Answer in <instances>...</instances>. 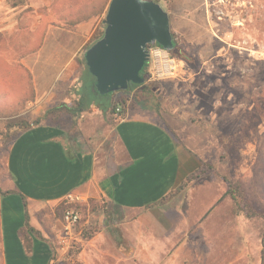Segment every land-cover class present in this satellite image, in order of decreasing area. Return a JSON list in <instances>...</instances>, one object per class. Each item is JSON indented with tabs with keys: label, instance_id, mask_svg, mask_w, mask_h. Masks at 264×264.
Instances as JSON below:
<instances>
[{
	"label": "rangeland",
	"instance_id": "1",
	"mask_svg": "<svg viewBox=\"0 0 264 264\" xmlns=\"http://www.w3.org/2000/svg\"><path fill=\"white\" fill-rule=\"evenodd\" d=\"M149 1L169 14L173 39L190 62L166 50L155 58L152 50L160 47L151 46L141 93L117 92L113 103L127 101L128 108L134 97L131 115L145 106L199 160L201 178L185 188L180 183L156 209L130 212L103 197L78 195V202L33 208L30 222L52 249L53 264H263L264 218L234 211L225 178L240 183L264 212V0ZM110 2L0 0V202L1 192L14 190L7 158L20 124L90 127L99 135L87 147H100V161L113 152L123 157L118 144L107 143L112 122L102 124L92 109L77 122L55 110L75 104L81 60L103 34ZM102 137L107 142L96 144ZM66 211L78 212L80 222L64 256L58 238L66 233ZM150 220L160 223L158 239L144 225Z\"/></svg>",
	"mask_w": 264,
	"mask_h": 264
},
{
	"label": "crops",
	"instance_id": "2",
	"mask_svg": "<svg viewBox=\"0 0 264 264\" xmlns=\"http://www.w3.org/2000/svg\"><path fill=\"white\" fill-rule=\"evenodd\" d=\"M142 88L130 93L138 95ZM133 98L121 120L115 114L92 110L94 115L103 117L102 124H114L111 143L102 137L96 144H118L123 153L121 159L113 152L104 162L100 161L96 152L100 147L95 151L87 147L99 134L83 125L66 128L41 123L16 136L7 158L14 190L0 202L2 264H53L48 242L26 230L25 202L30 205L31 214L33 208L40 210L70 195L97 196L120 210L143 212L163 206L159 203L200 167L199 160L180 148L145 106L140 104L139 112L130 114ZM79 118L73 119L77 122ZM144 225L158 239L156 230L160 223L150 220ZM167 237L164 236L166 242ZM159 239L162 242L163 238ZM144 251L149 255L151 249ZM145 260L150 259L146 256Z\"/></svg>",
	"mask_w": 264,
	"mask_h": 264
},
{
	"label": "water",
	"instance_id": "3",
	"mask_svg": "<svg viewBox=\"0 0 264 264\" xmlns=\"http://www.w3.org/2000/svg\"><path fill=\"white\" fill-rule=\"evenodd\" d=\"M104 31L86 50L84 58L101 95L126 91L142 84L141 73L150 60L149 48L175 47L169 14L149 0H111Z\"/></svg>",
	"mask_w": 264,
	"mask_h": 264
},
{
	"label": "trees",
	"instance_id": "4",
	"mask_svg": "<svg viewBox=\"0 0 264 264\" xmlns=\"http://www.w3.org/2000/svg\"><path fill=\"white\" fill-rule=\"evenodd\" d=\"M97 13H93L91 15H96ZM98 15V14H97ZM89 17H91L89 15ZM102 32L96 36V39L101 36ZM175 47L173 50L169 51L172 55H174L176 58L183 60L185 62H190L189 57L184 53L182 48L178 45V43L175 41ZM159 46V45H158ZM160 47V46H159ZM162 48V47H160ZM163 49V48H162ZM82 64L85 67V72L83 73V76L81 77V87L79 90L76 91V97L77 100L74 105L70 106L67 104H62L59 108H56V112H61L65 111L69 115H71L74 119L80 117L82 113L88 110H94V111H100L102 114H107V113H115L116 106H120V103L115 105L113 103V99L115 96V93H109L106 95H101L95 88L96 84V79L95 77L89 72V69L87 67L85 58H82ZM147 68H148V63L145 65L144 70L141 73L142 78H144V83L142 84H133L130 83L128 89L126 92H131L132 90L142 87L145 85L147 81ZM148 88L143 89V92H148ZM123 92V91H122ZM122 107L124 110L127 109V101H122L121 102ZM41 124V120L36 121L33 124H28V123H23L18 125L20 132L16 135L18 136L19 134L23 132L29 131L32 127L37 126ZM12 126L9 125L8 129H10ZM199 168L196 172L191 174L186 181L182 183V188L187 187L190 183L194 182V180L201 178V175L197 176L201 171ZM225 182L227 184V195L230 196L234 203V211L237 214H246L249 218L257 215H262L264 218V212L260 211L257 212V208L255 204L250 200L249 197H247L242 189V185L240 183L233 182L231 179L225 178ZM3 196H8L13 194V192H1ZM172 193L169 195L171 196ZM168 196V197H169ZM168 197L166 199H168ZM166 199L163 202H160L159 205H162ZM25 206V221H26V230L35 234L37 237L44 239L43 236L36 230L34 227L31 226L30 222V214L28 211V204L27 202L24 203ZM253 211V213H251ZM262 212V213H261ZM111 226H108L110 229ZM110 231L113 233V236L115 237L116 241L118 243H121V238L119 237L118 231L115 228L110 229ZM263 264H264V259H263Z\"/></svg>",
	"mask_w": 264,
	"mask_h": 264
},
{
	"label": "built area",
	"instance_id": "5",
	"mask_svg": "<svg viewBox=\"0 0 264 264\" xmlns=\"http://www.w3.org/2000/svg\"><path fill=\"white\" fill-rule=\"evenodd\" d=\"M164 51L162 48L152 50L153 57L158 58L161 57V52ZM115 116L121 120L124 118V110L120 106H116L115 109ZM69 203L78 202L81 200V198L77 195H70L66 199ZM64 220L66 223V233L64 236L58 238V250L59 252H62L64 256H67L69 254V250L71 248V244L69 241V237L72 234V228L80 222V215L78 212L75 211H66L64 214Z\"/></svg>",
	"mask_w": 264,
	"mask_h": 264
}]
</instances>
